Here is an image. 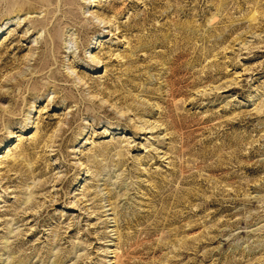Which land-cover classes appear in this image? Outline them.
Instances as JSON below:
<instances>
[{
  "label": "rangeland",
  "instance_id": "374dc122",
  "mask_svg": "<svg viewBox=\"0 0 264 264\" xmlns=\"http://www.w3.org/2000/svg\"><path fill=\"white\" fill-rule=\"evenodd\" d=\"M0 11V264H264V0Z\"/></svg>",
  "mask_w": 264,
  "mask_h": 264
},
{
  "label": "bare ground",
  "instance_id": "6f19581e",
  "mask_svg": "<svg viewBox=\"0 0 264 264\" xmlns=\"http://www.w3.org/2000/svg\"><path fill=\"white\" fill-rule=\"evenodd\" d=\"M2 2V0H0V3ZM88 2V0H85V3H87ZM6 7V10H5V14H3V16L4 15H9V14H11L9 11L10 10H8L9 8H11V6H8V5H6L5 6ZM13 9V8H12ZM88 13V11H85L84 12V14L86 15ZM2 15V13H1V11H0V16ZM5 17H8V16H5ZM87 18L89 17V16H86ZM29 18H31V16H29ZM94 18L95 19H99L100 17L99 16H94ZM7 20H9V18H5V20L2 22V24H1V26H0V31L2 30V29H4L5 27H6V25H7V23H6V25H5V22L7 21ZM20 24H21V22H20ZM94 61H96V62H100L101 61V59L100 58H95L94 59ZM88 64H91V63H88ZM78 84V83H77Z\"/></svg>",
  "mask_w": 264,
  "mask_h": 264
}]
</instances>
